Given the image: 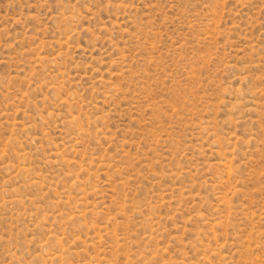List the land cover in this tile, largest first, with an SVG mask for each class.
<instances>
[{
    "label": "rangeland",
    "instance_id": "1",
    "mask_svg": "<svg viewBox=\"0 0 264 264\" xmlns=\"http://www.w3.org/2000/svg\"><path fill=\"white\" fill-rule=\"evenodd\" d=\"M0 264H264V0H0Z\"/></svg>",
    "mask_w": 264,
    "mask_h": 264
}]
</instances>
